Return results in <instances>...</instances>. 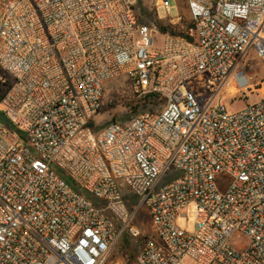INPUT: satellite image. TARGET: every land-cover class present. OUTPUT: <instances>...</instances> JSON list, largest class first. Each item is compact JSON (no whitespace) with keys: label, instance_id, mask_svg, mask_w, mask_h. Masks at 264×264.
Instances as JSON below:
<instances>
[{"label":"built area","instance_id":"1","mask_svg":"<svg viewBox=\"0 0 264 264\" xmlns=\"http://www.w3.org/2000/svg\"><path fill=\"white\" fill-rule=\"evenodd\" d=\"M185 1L192 41L135 0H0V264H107L127 233L135 264H264V84L240 111L216 102L257 91L238 67L253 50L264 68V0ZM121 77L151 102L97 131Z\"/></svg>","mask_w":264,"mask_h":264},{"label":"rangeland","instance_id":"2","mask_svg":"<svg viewBox=\"0 0 264 264\" xmlns=\"http://www.w3.org/2000/svg\"><path fill=\"white\" fill-rule=\"evenodd\" d=\"M157 1L158 0H135L137 13L142 17V24L153 26L157 21H168L177 22V24L184 23L186 26L187 23H189L190 13L185 0H168L170 2L169 10L163 6L157 5ZM179 18H181L180 22H178ZM238 71L243 72L247 79H251L250 84L257 91H249L245 93L244 97H237L235 93L229 89L231 86V83H229L216 99V102L220 99H224V104L231 113L240 111L248 104L256 103L262 98L258 90L264 84V68L253 50H251L248 56L240 63ZM203 80L204 76L193 81L191 86L196 89L201 100L208 101L212 97V94L204 90ZM182 90L186 92L185 87H183ZM137 100L134 85H132L126 77L110 81L106 86L104 107L94 120L96 130H103L112 123L113 119H116L117 122L120 123H127L133 119L136 114L131 112L128 105L134 104ZM122 194L128 204L135 203L136 198L127 188H123ZM182 214L185 217L178 218L177 224L187 232L194 233L197 223L196 205L194 203L190 204L184 209ZM133 225L139 228L144 236L153 234L152 221L148 214V210L144 207L140 209L134 218ZM143 241V238L135 240L127 233L114 246L108 257L107 264H129V261L137 258L140 243Z\"/></svg>","mask_w":264,"mask_h":264},{"label":"trees","instance_id":"3","mask_svg":"<svg viewBox=\"0 0 264 264\" xmlns=\"http://www.w3.org/2000/svg\"><path fill=\"white\" fill-rule=\"evenodd\" d=\"M138 19H139V23H141L142 17L139 14H138ZM157 23L159 25V31L162 34H171L174 36H184L191 41L194 40L191 35L194 29V26L191 21H189V23H187L186 26L184 25V23L173 24L172 22H168V21H165V22L157 21ZM150 102H151L150 97H145L142 99H138L134 104H129L128 108L131 110L133 114H137L142 108H146ZM112 123H117V120L113 119ZM91 127L96 129L94 124H91ZM129 262H130L129 264H135L136 259H132Z\"/></svg>","mask_w":264,"mask_h":264},{"label":"water","instance_id":"4","mask_svg":"<svg viewBox=\"0 0 264 264\" xmlns=\"http://www.w3.org/2000/svg\"><path fill=\"white\" fill-rule=\"evenodd\" d=\"M157 27H159V25L157 24Z\"/></svg>","mask_w":264,"mask_h":264},{"label":"crops","instance_id":"5","mask_svg":"<svg viewBox=\"0 0 264 264\" xmlns=\"http://www.w3.org/2000/svg\"><path fill=\"white\" fill-rule=\"evenodd\" d=\"M172 23H175V22H172ZM177 23V22H176Z\"/></svg>","mask_w":264,"mask_h":264},{"label":"bare ground","instance_id":"6","mask_svg":"<svg viewBox=\"0 0 264 264\" xmlns=\"http://www.w3.org/2000/svg\"><path fill=\"white\" fill-rule=\"evenodd\" d=\"M231 97V96H230Z\"/></svg>","mask_w":264,"mask_h":264}]
</instances>
